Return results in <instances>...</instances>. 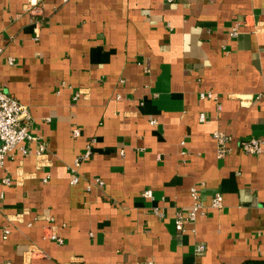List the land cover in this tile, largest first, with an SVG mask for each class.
<instances>
[{
	"label": "crops",
	"instance_id": "crops-1",
	"mask_svg": "<svg viewBox=\"0 0 264 264\" xmlns=\"http://www.w3.org/2000/svg\"><path fill=\"white\" fill-rule=\"evenodd\" d=\"M38 2L0 0V90L33 136L0 167V264H264V148L240 147L264 143V0Z\"/></svg>",
	"mask_w": 264,
	"mask_h": 264
},
{
	"label": "built area",
	"instance_id": "built-area-1",
	"mask_svg": "<svg viewBox=\"0 0 264 264\" xmlns=\"http://www.w3.org/2000/svg\"><path fill=\"white\" fill-rule=\"evenodd\" d=\"M167 2H172L173 0H165ZM26 11L37 19L41 18L43 15V7L38 2V0H28L26 5ZM238 33V24H235L230 32L231 36H235ZM2 53V49L0 48V56ZM8 63L12 64L14 58L8 57ZM199 97L201 99L205 98H215L213 93L210 91L201 92ZM220 106L217 105V109ZM205 119V115L201 113L199 115V120L203 121ZM151 124H155V120H150ZM29 112L26 105L19 102L16 98L11 96L10 94L3 92L0 90V167L3 165L4 159L6 155L12 150V148L17 145L22 140L28 138H33L32 134L29 131ZM73 134L78 135L79 129L74 128ZM213 137L217 143V152L219 155H223L227 147V142L229 139L228 134L225 133L222 129H214ZM240 147L242 150L249 153H257L260 152L264 148V143L257 137H251L249 139H245L241 142ZM43 146L41 145L38 151L42 150ZM92 153V143L88 142L83 151L75 156L71 170L73 172L71 182H76L78 180L77 170L80 163L87 157H89ZM46 180V177H44ZM2 181L4 183H9L10 178L8 176L3 177ZM94 181L102 185L104 183L103 179L100 177H95ZM90 188V184L87 185V189ZM190 195L192 197V203L189 208L184 210H177L175 215V227L177 230L182 231L184 229L185 221H194L198 213L204 212V203L202 202L200 195L197 191L195 185H191L189 188ZM143 194L145 196H152V190L150 188H145L143 190ZM222 194L220 192L214 193L211 197L210 205L214 207L222 206ZM154 212L158 213L157 207H154ZM194 230V227H191ZM9 232V228L6 227L4 230L3 236L6 237ZM43 237H50L52 239L61 240V238L55 233L51 232L48 234H44ZM204 245L202 243H198L196 249L201 251ZM145 264H153L151 260H147ZM250 264V263H244Z\"/></svg>",
	"mask_w": 264,
	"mask_h": 264
}]
</instances>
